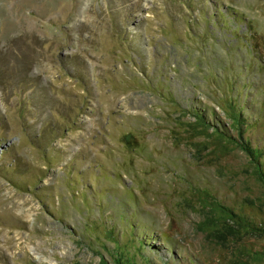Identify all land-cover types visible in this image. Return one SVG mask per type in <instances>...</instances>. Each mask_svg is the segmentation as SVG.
Returning a JSON list of instances; mask_svg holds the SVG:
<instances>
[{
  "label": "rangeland",
  "instance_id": "374dc122",
  "mask_svg": "<svg viewBox=\"0 0 264 264\" xmlns=\"http://www.w3.org/2000/svg\"><path fill=\"white\" fill-rule=\"evenodd\" d=\"M264 0H0V264H264Z\"/></svg>",
  "mask_w": 264,
  "mask_h": 264
},
{
  "label": "trees",
  "instance_id": "16d2710c",
  "mask_svg": "<svg viewBox=\"0 0 264 264\" xmlns=\"http://www.w3.org/2000/svg\"><path fill=\"white\" fill-rule=\"evenodd\" d=\"M260 175H261V177L264 176V174H262V173H260ZM262 179H263V181H264V178H262Z\"/></svg>",
  "mask_w": 264,
  "mask_h": 264
}]
</instances>
